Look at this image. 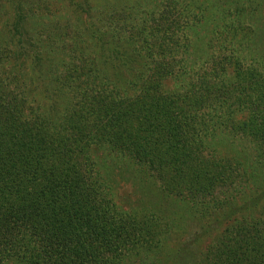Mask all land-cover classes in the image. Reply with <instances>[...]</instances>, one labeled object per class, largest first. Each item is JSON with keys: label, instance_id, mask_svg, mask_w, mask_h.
I'll return each instance as SVG.
<instances>
[{"label": "rangeland", "instance_id": "1", "mask_svg": "<svg viewBox=\"0 0 264 264\" xmlns=\"http://www.w3.org/2000/svg\"><path fill=\"white\" fill-rule=\"evenodd\" d=\"M122 47L128 57L119 61ZM139 75L145 92L180 104L185 124L198 107L203 124L192 135L205 164L235 166L226 206L206 207L200 224L193 219L205 207L188 211L157 193L155 172L109 159L114 201L142 207L160 227L155 264H225L226 248L264 264V0H0V89L29 91L25 110L57 120L78 101L75 89L132 97L140 88L128 83ZM248 108L257 115L250 126ZM244 231L255 242H238Z\"/></svg>", "mask_w": 264, "mask_h": 264}, {"label": "trees", "instance_id": "2", "mask_svg": "<svg viewBox=\"0 0 264 264\" xmlns=\"http://www.w3.org/2000/svg\"><path fill=\"white\" fill-rule=\"evenodd\" d=\"M125 57L122 47L118 60ZM141 79L129 81L140 88L132 97L75 89L78 101L57 120L25 110L29 91L12 95L0 89V264L160 262V227L147 224L142 207L125 209L112 198L111 158L131 171L155 172L157 193L175 196L188 211L205 207L196 223L205 224L206 207L226 206L223 187L235 166L205 164L204 144L192 135L203 124L198 107L189 115L193 124H185L180 104L145 92L149 87ZM247 115L248 125L255 124L256 112L248 108ZM246 232L238 242H255ZM221 257L225 264L253 260L248 251L232 248Z\"/></svg>", "mask_w": 264, "mask_h": 264}]
</instances>
